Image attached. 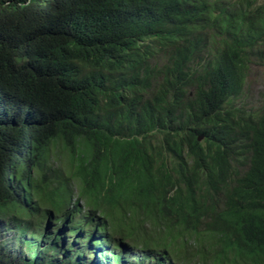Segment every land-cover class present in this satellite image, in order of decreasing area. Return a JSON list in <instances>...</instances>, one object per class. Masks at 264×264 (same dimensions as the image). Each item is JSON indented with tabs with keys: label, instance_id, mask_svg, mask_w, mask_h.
Instances as JSON below:
<instances>
[{
	"label": "trees",
	"instance_id": "trees-1",
	"mask_svg": "<svg viewBox=\"0 0 264 264\" xmlns=\"http://www.w3.org/2000/svg\"><path fill=\"white\" fill-rule=\"evenodd\" d=\"M253 63L264 0H0V264H264Z\"/></svg>",
	"mask_w": 264,
	"mask_h": 264
},
{
	"label": "rangeland",
	"instance_id": "rangeland-1",
	"mask_svg": "<svg viewBox=\"0 0 264 264\" xmlns=\"http://www.w3.org/2000/svg\"><path fill=\"white\" fill-rule=\"evenodd\" d=\"M264 98V67L253 63L249 68L246 82L239 93V100L242 104L248 107L258 106ZM31 130L25 131V139L22 142V148H25V144L28 140V137L31 135ZM26 140V142H24ZM21 155H24V149L21 150ZM10 170H13L12 167Z\"/></svg>",
	"mask_w": 264,
	"mask_h": 264
},
{
	"label": "clouds",
	"instance_id": "clouds-1",
	"mask_svg": "<svg viewBox=\"0 0 264 264\" xmlns=\"http://www.w3.org/2000/svg\"><path fill=\"white\" fill-rule=\"evenodd\" d=\"M202 138L200 140H202ZM43 224H46L47 227H49L52 224V221H50V219H48L45 222H43ZM58 226L62 228L64 226V224L62 222L61 223L58 222ZM39 228H40V226L38 224L34 223L33 225H31V227H29V229L25 230L24 232H25L26 239L32 240V241H37L39 239L40 235H41V232H40V229ZM13 235H14V233H12V232L11 233H8L6 235L7 240H9L7 242L9 244L8 248L11 249V250H15V251L19 252L24 257H26V259H28L29 257H32L31 253L33 251L28 250L26 244H24L22 246L19 243H15L12 240ZM98 249H102V248H98ZM21 250H22V252H20ZM90 257H91V259L94 258V260H95V258L99 257L98 251H95L94 256H90Z\"/></svg>",
	"mask_w": 264,
	"mask_h": 264
},
{
	"label": "water",
	"instance_id": "water-1",
	"mask_svg": "<svg viewBox=\"0 0 264 264\" xmlns=\"http://www.w3.org/2000/svg\"><path fill=\"white\" fill-rule=\"evenodd\" d=\"M202 137H203V135H200V136H199V139H201Z\"/></svg>",
	"mask_w": 264,
	"mask_h": 264
}]
</instances>
